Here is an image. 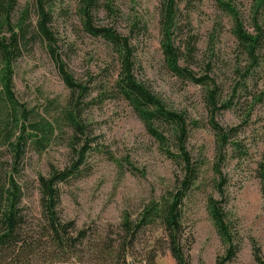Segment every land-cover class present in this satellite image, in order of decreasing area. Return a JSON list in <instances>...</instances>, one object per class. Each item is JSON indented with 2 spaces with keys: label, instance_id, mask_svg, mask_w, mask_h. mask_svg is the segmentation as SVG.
Returning <instances> with one entry per match:
<instances>
[{
  "label": "rangeland",
  "instance_id": "rangeland-1",
  "mask_svg": "<svg viewBox=\"0 0 264 264\" xmlns=\"http://www.w3.org/2000/svg\"><path fill=\"white\" fill-rule=\"evenodd\" d=\"M114 15L100 13L97 26H109L129 34L134 23L136 78L162 100L167 108L187 119L186 147L200 168L199 179L184 200L183 222L195 243L191 264H218L228 246L220 239L210 217L209 198L222 202L227 222L238 247L236 259L229 264H257L253 249L264 257V199L257 168L264 158V51L259 67H253L233 32V19L224 13L218 0H184L173 41L181 53L180 64L199 77L215 82L220 102L231 108L217 114L215 122L229 131L237 129L233 142L241 146V156L229 144L226 159L216 172V132L205 100V89L175 76L166 66L162 46L159 0H112ZM232 2L247 31L257 23L264 28V9L255 15L253 0ZM13 20L27 12L28 23L35 27L34 0H16ZM52 27L57 50L77 82L88 88L80 97L64 84L58 67L37 41L24 49L13 64L14 98L30 112V121L47 120L55 131L47 147L39 151L29 146L20 162L25 213L37 224L42 218L38 178L49 176L52 167L65 170L77 161L70 148L74 132L67 124L69 112H79L85 136L82 145L91 142L86 165L81 174L60 185V212L64 221L75 222L86 230L88 239L78 249L86 258L95 254V244L118 246L121 225L128 215L134 221L154 202L168 199L183 178L181 167L170 154H177L168 127L162 131L169 138L170 150L152 137L129 104L115 96L119 74L118 56L103 39L85 32L79 14V0H51ZM145 28V31L139 29ZM1 60V56H0ZM2 63L0 61V71ZM1 91V89H0ZM74 110V111H73ZM13 108L0 96V172L5 174L11 162L7 145L9 128H15ZM80 136V135H79ZM170 136V137H169ZM81 138V137H80ZM237 149V148H236ZM79 152V151H78ZM75 159V160H74ZM8 172V171H7ZM224 178L223 195L217 181ZM121 236V237H120ZM166 233L160 225H150L128 247L132 264H176L166 250ZM162 253V254H160ZM60 264V263H59ZM65 264H87L74 257Z\"/></svg>",
  "mask_w": 264,
  "mask_h": 264
},
{
  "label": "trees",
  "instance_id": "trees-1",
  "mask_svg": "<svg viewBox=\"0 0 264 264\" xmlns=\"http://www.w3.org/2000/svg\"><path fill=\"white\" fill-rule=\"evenodd\" d=\"M50 1L34 0L37 20L33 28V24L28 23L29 20L26 19L27 12H24L18 22L13 20L16 0H0V61L2 63L0 96H3L13 108L16 124L15 128H9L11 130H8L6 138L11 153V162L5 165L8 167L5 174L0 172V264H65L74 257L87 264H132L128 261V247L133 246L140 232L150 225H160L164 230L166 233L165 249L171 253L176 264H191L190 252L195 240L191 234L186 232L183 222V206L185 198L199 179L200 168L193 162L186 147L187 119L184 115L169 110L160 98L136 78V50L133 41L138 35L134 32L137 24L134 23L132 30L126 35L112 27L96 25L95 19L100 13L107 12L109 15H114L112 0H79L78 10L84 30L92 37L103 39L111 46L119 61V74L114 87L115 96L119 95L132 107L148 133L168 150H170L169 138L162 128L164 126L169 128L172 134V137H169L175 141L177 151L176 155L170 154V158L177 160L184 176L178 180L177 189L168 199L152 203L143 211L139 220L134 221L128 215L124 218L121 225L123 237L120 236L122 241L120 240L118 246L113 244L114 241L108 245L95 244V254H89L91 258H86L87 254L78 255L82 253V250L78 248L88 239V232L84 229L78 230L73 221L63 220L60 212L62 202L60 185L68 183L82 173L81 168L86 165V155L91 150V142H85L79 149L83 143L81 139L86 134L85 126H83L78 110L77 112L73 110L74 112L66 115V119L74 132L70 148L77 161L65 170L52 167L47 177L40 175L38 190L42 218L34 224L25 213L23 205L25 192L16 177L20 173V162L29 146H34L39 151L45 150L55 128L53 124L44 119L30 121V112L18 107L13 93V64L22 56L24 49L39 40L57 65L64 84L72 92V97L74 98L75 94L82 97L88 92V88L77 82L74 76L67 71L62 56L57 50L56 33L51 26L53 18ZM159 1L161 46L165 64L175 76L205 89V100L211 115V125L217 137L219 157L215 168L220 175L218 168L226 159L224 153L226 146L229 144L237 151L241 149L240 145L233 142L238 130L226 131L215 122L217 114L230 109L232 103L224 105L220 102L216 84L211 78L199 77L180 64L182 56L173 38L178 28L180 7L184 0ZM253 2L255 15H258L264 9V0H253ZM218 3L220 9L233 19V32L244 54L250 59L253 67H259V56L264 51V28L257 23L256 19L253 32L247 31L240 13L232 2L218 0ZM139 31H145V28ZM245 153L242 152L241 156L247 155ZM257 178L260 181L264 199V158L258 165ZM222 179L216 184L221 195H223L225 181L224 178ZM221 204L222 202L212 197L209 198L210 217L220 239L228 246L225 257L218 261V264H229L236 259L238 247L234 244V236ZM158 255V252L154 251L151 264H154ZM253 255L257 264H264L260 248L255 247Z\"/></svg>",
  "mask_w": 264,
  "mask_h": 264
}]
</instances>
